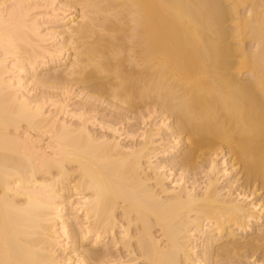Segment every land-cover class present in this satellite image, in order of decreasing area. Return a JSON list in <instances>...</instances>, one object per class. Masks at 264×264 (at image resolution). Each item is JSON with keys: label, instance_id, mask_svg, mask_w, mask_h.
Masks as SVG:
<instances>
[{"label": "bare ground", "instance_id": "obj_1", "mask_svg": "<svg viewBox=\"0 0 264 264\" xmlns=\"http://www.w3.org/2000/svg\"><path fill=\"white\" fill-rule=\"evenodd\" d=\"M0 264H264V0H0Z\"/></svg>", "mask_w": 264, "mask_h": 264}, {"label": "rangeland", "instance_id": "obj_2", "mask_svg": "<svg viewBox=\"0 0 264 264\" xmlns=\"http://www.w3.org/2000/svg\"><path fill=\"white\" fill-rule=\"evenodd\" d=\"M122 141H124V140H122Z\"/></svg>", "mask_w": 264, "mask_h": 264}]
</instances>
